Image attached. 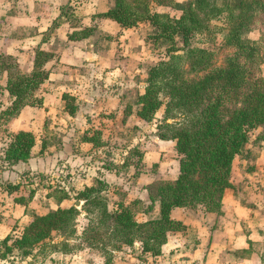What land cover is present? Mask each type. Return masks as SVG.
<instances>
[{
    "label": "trees",
    "instance_id": "16d2710c",
    "mask_svg": "<svg viewBox=\"0 0 264 264\" xmlns=\"http://www.w3.org/2000/svg\"><path fill=\"white\" fill-rule=\"evenodd\" d=\"M61 14L73 22L67 6L61 8ZM98 17L112 20L122 29H139L146 24L142 35L145 45L166 55L146 69L143 91L136 94L135 111L132 104L125 103L123 114L134 113L151 123L164 108L154 136L175 142L179 173L175 179L154 181L144 187L147 203L135 198L129 203L114 202L110 208V184L102 178L77 192L75 199L82 202L81 209L75 205L61 207L70 194L60 190L56 209L32 214L18 238L8 235L1 241L5 248L2 258L14 247L27 256L56 234L63 239L52 244L56 252L78 250L80 244L70 241L80 240L86 248L104 256L103 264H114L115 252L125 247L137 252L141 262L153 261L161 256L169 233L186 230L182 222L171 217L172 209L203 208L220 215L226 189L233 190L242 205H249L252 184L248 176L254 175L256 160L249 142L252 131L261 129L252 145L264 146V0H111L108 10ZM255 30L259 37L253 39L250 34ZM120 35L89 26L73 30L68 39L95 37V45L105 49ZM52 57L37 50L33 70L23 74L11 56L0 52V74L6 73L9 96L8 105L0 107V130L7 136L3 161L10 168L33 158L36 138L29 130L9 133L5 125L23 107L42 106L39 90L48 78L45 65ZM122 98L127 95H122L120 102ZM62 99L67 114L74 115L78 110L76 99L69 94H63ZM93 131L81 133L80 143L95 148L101 133ZM46 146L47 142L42 141L41 151ZM124 165H129L128 160ZM238 166L243 173L235 181L233 170ZM115 173L118 175L119 170ZM2 186L0 190L8 196L20 189L19 184L10 182ZM32 196L33 192L28 200ZM14 202L26 206L28 201L14 198ZM156 204L159 214L153 217ZM82 213L86 225L78 233ZM139 216L146 218L139 220ZM135 244H139L138 250Z\"/></svg>",
    "mask_w": 264,
    "mask_h": 264
},
{
    "label": "crops",
    "instance_id": "0c3cea01",
    "mask_svg": "<svg viewBox=\"0 0 264 264\" xmlns=\"http://www.w3.org/2000/svg\"><path fill=\"white\" fill-rule=\"evenodd\" d=\"M110 4L111 0H0V21H2L0 52L11 56L23 74H29L33 70L34 56L37 50L53 55L45 65L48 78L39 90L42 106L23 107L20 113L5 125L9 133H16L20 130L31 131L36 138L33 153L35 149H38L37 139L40 142L49 135L45 131L46 124L58 123L60 120L55 115L56 109L60 108L64 119L69 122L80 123L81 118L77 114L78 110L74 115H68L65 111L63 94L73 96L79 109L80 102L77 92H80V89L86 86V91L87 89L92 90L93 86H96V80H94L96 78H104L105 82L122 85L127 71L125 67L121 68L117 64V59L129 53L132 58L139 56L140 51L132 47L133 37L129 38V36L134 35V31L140 30L145 24L140 25L139 29H122L116 22L98 17L99 14L108 10ZM66 6L71 9L73 14L72 23L61 14V8ZM89 26H95L99 31L110 35L118 33L121 35L118 41L111 43L105 49L95 45V37L68 39V34L73 30ZM142 47L145 51V43ZM106 52L108 54L105 55ZM22 65L26 66L25 70L21 68ZM138 74L140 75V70L137 68L133 75ZM87 78H90V83ZM102 83L99 82V85ZM5 85L6 73H2L0 74V97L5 98L0 104L2 107L9 103ZM110 98V102H107L108 105L105 103L103 107L105 110H116L119 99L114 100V96ZM95 104L97 103L94 102V106ZM50 114L51 116L48 117ZM84 123H86L85 131L101 129L93 125V120L86 119ZM83 132H73L72 136L75 137ZM57 135L61 136L59 133ZM4 137L7 138L6 135ZM169 142L159 140L154 136L153 142L142 148L141 165L143 168L138 175L135 174L134 177H131L135 181L131 187L142 183L141 193L137 198L146 203L148 199L144 187L155 180L175 179L179 173L175 162L164 165V178L156 179V174L152 172V169L160 168L161 157L169 150L168 147L159 148V145ZM171 142H173L171 148L177 154L175 142ZM75 145L76 149L72 154L74 156L78 154L77 156H82V158H85V153L80 149L79 152L77 148L86 145V148L94 149L89 143H76ZM89 154H86V158ZM33 158H35L34 155ZM33 158L27 163H19L16 166L28 167L32 165ZM108 174L118 179L117 175L111 171H107L106 175L108 176ZM166 174L173 175V177H168ZM250 176L248 178L252 184V193L247 200L249 204L247 206L239 202L234 196L233 190L226 189L222 198L220 215L205 212L203 208L195 210L172 209L171 217L182 222L186 226L187 233H169L167 242L162 247L161 256L151 262H163V264H264V146L260 148L256 156L254 176ZM106 182L111 183L109 180ZM5 195L8 196L6 193ZM141 217L146 218L145 216ZM0 226L2 225L0 224ZM135 249L139 248L135 247Z\"/></svg>",
    "mask_w": 264,
    "mask_h": 264
},
{
    "label": "rangeland",
    "instance_id": "374dc122",
    "mask_svg": "<svg viewBox=\"0 0 264 264\" xmlns=\"http://www.w3.org/2000/svg\"><path fill=\"white\" fill-rule=\"evenodd\" d=\"M108 30L110 31V29ZM127 31L130 32L132 30ZM145 32L146 24L140 30L134 31V35L129 36V38L133 37L132 47L140 51L137 58H132V55L129 53L117 59V64L121 68L125 67L127 71L126 77L122 80V85L105 82L104 78L94 79V77L96 86H93L92 90L87 89L86 91L85 86L83 89H80V92H77L80 102L77 114L81 118L80 123L69 122L67 119H64L61 109H56L55 115L60 120L58 123L46 124L45 131L49 135L40 142L37 139L38 149H35L33 153L35 158L32 160V165L10 168L5 164L3 161V151L7 144V138L5 139L4 137L6 135L5 131L0 130V186L9 182L20 185L19 191L14 192L12 196H6L0 190V224L2 225L0 226V264H103L105 261L104 256L98 250L86 248V244L80 240L70 241L71 244H77V242L80 244V249L78 250L69 253L52 250V244L63 242V239L56 234L53 235L51 241H45L44 247L34 248L32 253L27 256L22 255V250L14 247L12 252L6 253V257L2 258L1 256L5 252V248L1 245V241L8 235L13 236L12 239L18 238L31 220L32 214L43 215L50 210L56 209L58 207L56 202L60 196V190H64L70 194V198L61 202L60 206L63 208L73 205L76 207L77 201L75 196L77 192L84 190L86 185L94 184L98 178L111 182L107 192L110 208L114 202L123 201L128 203L139 196L142 183H137L134 187H131L135 183L131 177H134L135 174L138 175L143 168L139 159V153L141 152L143 156L142 148L153 142L156 125L163 115L164 108L162 107L156 113L151 123H147L138 118L134 113L131 115L123 114L124 105L125 103L132 104V110L135 111L134 102L136 101V94L143 91L146 69L159 60L166 58L163 51L152 50L147 45H145V51H143L142 46L144 41L142 35ZM250 36L256 39L259 37V32L255 30ZM21 68L25 70L26 66L22 65ZM137 68L140 70V75H133ZM261 73L264 75V63L261 65ZM87 79L90 83V78ZM99 82L103 83L99 85ZM133 86H136L134 87L135 90H128L129 87ZM122 95H127V98H122L121 102H118L116 110H105L103 105L105 103L108 105L107 102H110L111 96H114V100H118ZM3 100L5 98L0 97V104L3 103ZM63 102L65 104L64 100ZM94 102L97 103L95 106ZM86 119L93 120V125L101 128L100 130L96 129L101 134L94 149H88L89 147L86 148V145L82 148H77L78 151L80 149V151L85 153V158H82V156H77L78 154L76 156L72 154L74 153L73 150L76 149L75 144H80L81 141L80 134L73 137L72 133L76 131L85 132L86 123L84 122H86ZM23 128H26V126H23ZM260 131L261 129L250 133L249 142L254 157L257 156L260 148L258 144H252H254L255 138ZM92 132L94 131L90 133ZM58 133L61 136H58ZM42 141L47 142V146L43 151H41ZM73 142L75 143L74 145L72 144ZM171 144L173 142L170 141L169 143H165V145H159V148L168 147L169 150L161 157L160 168L152 169V172L156 174V179L165 177L163 172L166 163L175 162L177 170L179 168L178 156L171 148ZM87 153L90 154L86 158ZM127 160L129 165L125 166L124 163ZM248 164L249 162L243 163L242 168H245ZM109 168H112L110 170L112 173L119 170V173H117L118 179H115L114 176H109V174L108 176L106 175ZM242 168L239 166L238 168H234V180L242 176ZM166 176L173 177L170 174H166ZM252 176L254 175L250 177ZM155 181L159 182L160 180ZM31 192H33V196L28 200ZM14 198H24L28 202L24 206V204L15 203ZM78 202H80L78 209H81L82 202ZM158 214L159 207L156 204L151 215L157 217ZM138 219L143 220L141 216ZM85 225L86 219L84 213H82L78 220V233ZM184 232L187 233L186 230L179 233ZM136 245L139 248V244ZM136 256L137 252H133L130 248L125 247L121 251L115 252L113 262L114 264H163V262H151L152 260L150 259H147L146 262H141Z\"/></svg>",
    "mask_w": 264,
    "mask_h": 264
},
{
    "label": "water",
    "instance_id": "95a60500",
    "mask_svg": "<svg viewBox=\"0 0 264 264\" xmlns=\"http://www.w3.org/2000/svg\"><path fill=\"white\" fill-rule=\"evenodd\" d=\"M80 206V202H77L76 207L78 208ZM135 247L138 248V246L135 244Z\"/></svg>",
    "mask_w": 264,
    "mask_h": 264
}]
</instances>
